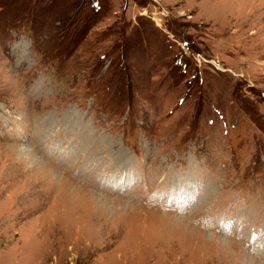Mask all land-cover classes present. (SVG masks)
I'll use <instances>...</instances> for the list:
<instances>
[{
    "label": "rangeland",
    "instance_id": "obj_1",
    "mask_svg": "<svg viewBox=\"0 0 264 264\" xmlns=\"http://www.w3.org/2000/svg\"><path fill=\"white\" fill-rule=\"evenodd\" d=\"M0 264H264V0H0Z\"/></svg>",
    "mask_w": 264,
    "mask_h": 264
},
{
    "label": "bare ground",
    "instance_id": "obj_2",
    "mask_svg": "<svg viewBox=\"0 0 264 264\" xmlns=\"http://www.w3.org/2000/svg\"><path fill=\"white\" fill-rule=\"evenodd\" d=\"M185 196H179L178 198H184ZM186 197H189V196H186ZM185 197V200H189L188 198ZM257 256V255H256ZM262 262V261H261ZM251 263V262H250ZM256 263V262H255Z\"/></svg>",
    "mask_w": 264,
    "mask_h": 264
}]
</instances>
